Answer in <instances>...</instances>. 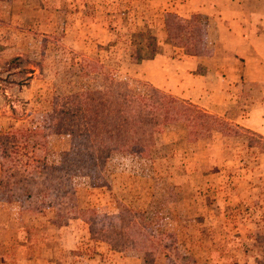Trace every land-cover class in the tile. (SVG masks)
<instances>
[{"label":"rangeland","instance_id":"1","mask_svg":"<svg viewBox=\"0 0 264 264\" xmlns=\"http://www.w3.org/2000/svg\"><path fill=\"white\" fill-rule=\"evenodd\" d=\"M190 1L0 0V133L46 139L20 155L45 161L21 182L0 153V264H144L145 252V264H264V152L242 131L190 139L183 122L159 124L148 157L102 160L112 135L51 132L63 97L85 90L139 115L152 73L166 83L152 86L264 139V78H236L244 59L218 36L228 20L185 16L196 58L166 40L164 14Z\"/></svg>","mask_w":264,"mask_h":264},{"label":"trees","instance_id":"2","mask_svg":"<svg viewBox=\"0 0 264 264\" xmlns=\"http://www.w3.org/2000/svg\"><path fill=\"white\" fill-rule=\"evenodd\" d=\"M164 16L166 40L172 45L184 48L185 53L194 55L195 34L191 24L194 17L185 18L171 12L165 13ZM61 105L51 132L79 135L85 141L99 133L112 135L110 146L97 148L98 158L101 160L110 152L148 157L153 142V128L159 124L172 122H183L186 135L190 139L208 137L213 131L232 130L233 134L242 131L246 134L248 146H255L264 152L262 135L231 124L189 99L164 92L151 84H148L143 109L139 115L112 111L101 90L68 94L63 97ZM45 141V134L30 130L0 133L1 158L8 160L11 167V172L6 178L21 182L24 177L23 170H29V167L33 171L43 170L45 166L43 157L30 155L29 157H33L32 161L25 160L26 163H20V155H26L28 151L33 152L32 149L43 148ZM87 144L89 145L88 142Z\"/></svg>","mask_w":264,"mask_h":264},{"label":"crops","instance_id":"3","mask_svg":"<svg viewBox=\"0 0 264 264\" xmlns=\"http://www.w3.org/2000/svg\"><path fill=\"white\" fill-rule=\"evenodd\" d=\"M186 4L190 5V9L185 14L176 12L178 15L185 17L188 16V13L201 12L216 19L217 26L219 24L226 25V22L220 21V19L228 20L230 29L226 28V31L222 32L218 26V36L221 38V35L226 32L225 34L232 41L229 48L225 47L244 59V67H240L236 78L239 79L240 76L247 80L264 78V0H191ZM190 57L196 58L193 55ZM198 63L209 65L212 62L210 58L202 61L197 59L193 69ZM250 63H256L255 70H250ZM233 65L235 66V61L234 64H228L226 68L228 74L231 73L232 76L234 74ZM146 76L154 86L162 87L163 84H166L165 81L152 73H147Z\"/></svg>","mask_w":264,"mask_h":264}]
</instances>
